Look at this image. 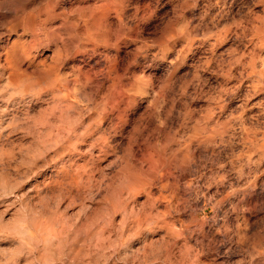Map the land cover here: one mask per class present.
<instances>
[{
  "label": "clouds",
  "instance_id": "9594fccd",
  "mask_svg": "<svg viewBox=\"0 0 264 264\" xmlns=\"http://www.w3.org/2000/svg\"><path fill=\"white\" fill-rule=\"evenodd\" d=\"M0 264H264V0H0Z\"/></svg>",
  "mask_w": 264,
  "mask_h": 264
}]
</instances>
